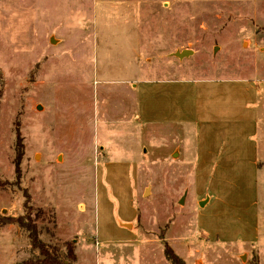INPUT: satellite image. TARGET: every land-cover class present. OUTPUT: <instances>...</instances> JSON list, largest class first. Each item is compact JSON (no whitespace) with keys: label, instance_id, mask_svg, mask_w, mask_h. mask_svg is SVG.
Masks as SVG:
<instances>
[{"label":"rangeland","instance_id":"374dc122","mask_svg":"<svg viewBox=\"0 0 264 264\" xmlns=\"http://www.w3.org/2000/svg\"><path fill=\"white\" fill-rule=\"evenodd\" d=\"M133 50L144 78L192 82L155 85V96L185 87L194 100L205 93L202 84L219 89L217 80L241 78L258 79L263 96L264 0H0V264L41 259L25 229L5 224L36 214L41 240L62 257L65 243L73 242L76 264H171L166 245L186 264L196 259L193 245L204 264H264V175L254 180L248 165L195 169L198 137L209 132H199L200 108L190 100L189 123L157 122L155 114V132L137 139L147 158L139 169L135 229L146 243L117 245L119 207L129 205L122 192L103 187L97 165L108 145L118 149L113 138L120 132L103 126L108 99L121 107L123 89L114 85L112 95L102 83L125 77ZM183 51L192 54L178 58ZM255 142L264 162V136ZM175 145L182 151L173 155ZM206 173L214 182L230 181L221 187L230 203L247 210L250 226L260 212L254 248L200 245L209 243L200 231L215 230L214 208L197 216L198 198L215 195Z\"/></svg>","mask_w":264,"mask_h":264},{"label":"crops","instance_id":"0c3cea01","mask_svg":"<svg viewBox=\"0 0 264 264\" xmlns=\"http://www.w3.org/2000/svg\"><path fill=\"white\" fill-rule=\"evenodd\" d=\"M133 53L124 69L126 72H124L123 79L115 81L109 77L102 83L103 86L112 87V95L116 93L113 88L116 84L122 86L123 90L120 92L121 107L112 108L114 96L109 99L106 96L105 99V102L107 99L110 101L111 107L105 111L106 119L103 131L120 132V135L113 138L118 139L113 140L114 145L118 141V149L113 145H108L105 155L100 157L97 165L98 172L101 171L103 187L108 188L111 194L122 192L129 205L127 211L120 212L119 207L121 218H119V224L116 225L120 239L117 245L123 246L125 249H135L146 243L142 242L143 239L135 229V223L139 218L136 204L139 169L142 168L141 164L147 158L140 151L138 145L140 139L138 138L141 137L142 132L143 135L144 132H155V114L157 122L168 117L167 121L178 125L181 122L189 123L184 119V114L187 111L188 114L191 112L190 108L185 107L186 101L191 99L187 95L185 87H178L175 89L176 92H171L168 96L160 94L155 96V85L167 83V85L175 86L185 85L187 82L192 84V82L180 79L144 78L143 70L136 65V51L133 50ZM217 82H221L215 84L219 89L208 88L202 84L205 93H200L199 98L190 100V103L194 102L196 107L199 105L200 108L199 110L197 107L198 115L194 119L199 125V132H209L206 139L203 134L198 137L200 144L197 146L198 156L195 169H217L221 164L228 171V168L248 165L254 180L257 181L261 174L264 175L260 144L255 142L258 136H261L262 139L264 136L262 124L264 98L261 99L264 95H261L258 87L260 81L256 78H241L219 79ZM94 83L99 86L100 81L95 80ZM224 85L227 87L225 90L221 89ZM207 90L211 91L208 95H206ZM178 149L182 151V146L175 145L173 155L176 151H180ZM155 153H157L156 150ZM231 176L232 174L229 173L227 177ZM204 178L208 185L215 187L213 189L215 195L208 194V197L198 198L197 216L201 218L205 212L214 208L211 227L215 230L210 232L209 227H204L206 231H200V236L203 239L206 238L209 243L200 245L207 250H210L211 247L221 249L239 244H253L251 247L254 248V242L258 240L260 234V212H255L254 222L250 226L247 222L249 215L247 210L242 209L238 202L237 205L230 203V196L226 192L227 188L221 187L222 185L229 186L230 181L226 180L224 176L220 182H214L213 176L208 173ZM119 183H123V185ZM115 185L117 190H114ZM252 206L256 207L257 201H254ZM233 207H237V211ZM242 220H244V224L241 227ZM250 231L254 233L252 236ZM180 241L182 247L188 248V254L191 249L194 250L193 254L196 259L193 264H204L203 260L198 257L203 253L199 250L198 245H190L189 250V247H186L187 240L180 239ZM248 253L249 251L245 250L240 258Z\"/></svg>","mask_w":264,"mask_h":264},{"label":"trees","instance_id":"16d2710c","mask_svg":"<svg viewBox=\"0 0 264 264\" xmlns=\"http://www.w3.org/2000/svg\"><path fill=\"white\" fill-rule=\"evenodd\" d=\"M28 203V202H27ZM27 210H31L28 207ZM39 214H36L35 218L30 217V215L22 216L19 218H6L7 223L5 224H18L19 227L25 229L29 233V239L31 247L38 251L41 259L36 261L29 260L24 264H76L77 257L75 253V245L73 242H66L65 254L61 256V249L57 247L49 248L42 240L41 233L37 224ZM4 225V224H2ZM165 255L167 260L171 264H186L177 254H175L171 248L167 245L165 246Z\"/></svg>","mask_w":264,"mask_h":264},{"label":"water","instance_id":"95a60500","mask_svg":"<svg viewBox=\"0 0 264 264\" xmlns=\"http://www.w3.org/2000/svg\"><path fill=\"white\" fill-rule=\"evenodd\" d=\"M190 54H192V52H190V51H183L182 53H178V54H176V56H177L178 58H180V59H183L184 57H186V56H188V55H190Z\"/></svg>","mask_w":264,"mask_h":264},{"label":"built area","instance_id":"2783aa9c","mask_svg":"<svg viewBox=\"0 0 264 264\" xmlns=\"http://www.w3.org/2000/svg\"><path fill=\"white\" fill-rule=\"evenodd\" d=\"M112 1V0H111Z\"/></svg>","mask_w":264,"mask_h":264}]
</instances>
